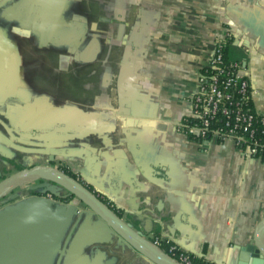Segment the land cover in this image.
Instances as JSON below:
<instances>
[{
    "label": "crops",
    "instance_id": "0c3cea01",
    "mask_svg": "<svg viewBox=\"0 0 264 264\" xmlns=\"http://www.w3.org/2000/svg\"><path fill=\"white\" fill-rule=\"evenodd\" d=\"M0 10V69L15 64L17 105L2 124L3 155L74 173L148 240L167 238L208 264L233 262L228 251L264 219V162L232 141L192 142L176 126L216 40L264 107V0H0ZM87 22L92 31L105 23L109 64L98 43L95 54L75 50ZM38 195L0 207V264H149L78 199ZM146 204L162 218L145 224L150 232L134 220ZM21 216L26 226L11 227Z\"/></svg>",
    "mask_w": 264,
    "mask_h": 264
},
{
    "label": "built area",
    "instance_id": "2783aa9c",
    "mask_svg": "<svg viewBox=\"0 0 264 264\" xmlns=\"http://www.w3.org/2000/svg\"><path fill=\"white\" fill-rule=\"evenodd\" d=\"M224 43L214 42L209 61L197 77L190 112L177 124L188 140L202 144L232 141L247 159L264 162V107L255 106V91L241 63L225 60ZM151 243L179 264H208L164 237Z\"/></svg>",
    "mask_w": 264,
    "mask_h": 264
},
{
    "label": "water",
    "instance_id": "95a60500",
    "mask_svg": "<svg viewBox=\"0 0 264 264\" xmlns=\"http://www.w3.org/2000/svg\"><path fill=\"white\" fill-rule=\"evenodd\" d=\"M93 53L91 52L90 54ZM38 130L40 129H33L37 133L39 132ZM2 151L3 148L0 147V160L4 165L8 164V167H0L1 177L4 176V172L15 170L17 168L16 166L28 168L16 171L0 181V207L12 200L27 198L25 194L29 191L37 196H40L38 194L42 195L54 191H64L66 195L63 198L69 199L73 197L78 199L90 210L91 215H95L100 223L104 224L121 241L146 259L149 264H179L161 249L154 246L142 233L136 231L129 223L119 217L115 211L88 188L84 180L69 176L59 167L33 165V160H30L32 165L28 166L24 161L25 157L22 155L19 158H8L3 155ZM18 152L21 154L24 153L21 151ZM37 161H39L38 158L34 159L33 163ZM50 161L54 160L52 159ZM164 175L165 177L167 176L166 174ZM43 200L48 201L47 199ZM146 205L142 214H137L136 217L134 216V220L142 224L146 232H150L153 226H162V218H157L154 212L148 208V204ZM76 213L79 214L78 211ZM147 223L151 225V229L145 228V224ZM26 224V218L21 216L17 220L16 225L12 222L11 227H25ZM74 245L78 249L76 252L79 253V236L75 237ZM85 247L88 248L87 252L89 253L96 250L95 246L89 243L84 244V246L82 245L81 249H85ZM231 252L236 254L233 257V262L229 261L223 264H264V219L257 224L252 239L246 241L243 245L233 246L228 251L230 253L228 257H230ZM67 264H79V261H75L73 257H68Z\"/></svg>",
    "mask_w": 264,
    "mask_h": 264
},
{
    "label": "flooded vegetation",
    "instance_id": "af4514ba",
    "mask_svg": "<svg viewBox=\"0 0 264 264\" xmlns=\"http://www.w3.org/2000/svg\"><path fill=\"white\" fill-rule=\"evenodd\" d=\"M3 20L4 19H3V16L1 15V10H0V26H1V24H3ZM87 23H86L87 24V30L85 31L86 35H85V37L80 39L79 44L75 47V50L83 52L84 49H87L88 52H86V53L96 52V43H98L99 47H100V52L98 54V57L100 58L101 56H103L104 57L103 61H105V63L109 64L110 60H109V56L107 54V51H108L111 43L107 37L108 33L106 30L107 27H106V25H104L105 23H101V22L96 23L97 28L95 31H92L90 22H87ZM102 24L105 26V28H103ZM7 63H9L7 70H1L0 69V76L2 75L0 77V135H3L4 137H7L8 134L4 128V125H2V124L6 123L7 126L9 125V123L6 119V116H9V117L12 116V114L15 112V107L17 106L16 102L14 100L15 95H13V91H15V87H16V84H15L16 83L15 64L12 60H7ZM23 76L27 77V75L25 74V71H24ZM41 77H44V75ZM24 80H26V78ZM32 102H33L32 99L27 100L24 103L22 102V105L26 104V107L29 108L31 106ZM27 162H28V159L25 160V163H27ZM4 166L8 167V164H5ZM59 168L61 170H63L64 172L68 171V170L62 169L61 167H59ZM68 172L73 174L76 179H79L74 173H72L70 171H68ZM31 195H32V192H30V191L25 194L26 197H29ZM99 198L103 202L106 203V201L103 198H101V197H99ZM49 199H51L50 196H49ZM77 258H79V257H77Z\"/></svg>",
    "mask_w": 264,
    "mask_h": 264
},
{
    "label": "trees",
    "instance_id": "16d2710c",
    "mask_svg": "<svg viewBox=\"0 0 264 264\" xmlns=\"http://www.w3.org/2000/svg\"><path fill=\"white\" fill-rule=\"evenodd\" d=\"M226 48H227V47H226V45L224 44V45H223V56H224L225 60H228V59H227V56H226V55H227V54H226V53H227ZM228 61H229V60H228ZM65 173L68 174L69 176L75 178V176H74L73 174L69 173L68 171H65ZM109 207H110V206H109ZM110 208H111V207H110ZM111 209H112V208H111ZM112 210L115 211L114 209H112ZM115 213H116V212H115ZM117 215H119V214H117Z\"/></svg>",
    "mask_w": 264,
    "mask_h": 264
},
{
    "label": "rangeland",
    "instance_id": "374dc122",
    "mask_svg": "<svg viewBox=\"0 0 264 264\" xmlns=\"http://www.w3.org/2000/svg\"><path fill=\"white\" fill-rule=\"evenodd\" d=\"M17 168H19V166H16ZM2 177L0 176V179H1ZM43 195V194H42Z\"/></svg>",
    "mask_w": 264,
    "mask_h": 264
}]
</instances>
